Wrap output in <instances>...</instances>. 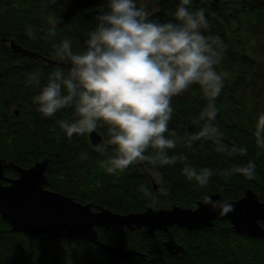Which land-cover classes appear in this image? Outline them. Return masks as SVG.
Listing matches in <instances>:
<instances>
[{
	"label": "trees",
	"instance_id": "1",
	"mask_svg": "<svg viewBox=\"0 0 264 264\" xmlns=\"http://www.w3.org/2000/svg\"><path fill=\"white\" fill-rule=\"evenodd\" d=\"M149 1L157 6L151 19L173 20L179 0ZM191 7L205 10L210 27L203 34L221 42L216 70L224 77V87L215 98L211 122L216 132L211 138L200 135L208 122L200 114L209 99L193 85L173 97L174 112L165 133L176 141L168 154L186 159L156 169L137 163L108 174L104 161L112 146L99 151L110 138L107 126L96 128L104 139L99 148L91 145L89 133L69 138L58 121L74 119L73 110L44 117L34 99L56 67L10 48L15 41L45 58L70 64L55 56L54 46L67 39L73 51L83 50L107 0H0V160L24 169L50 160L48 190L91 204L94 210L106 208L122 215L149 208L196 209L213 194L235 202L249 189L264 201V0H193ZM52 16L61 20L54 31ZM249 163L255 165L252 179L234 171ZM185 164L198 171L210 168L214 175L201 187L183 175ZM6 176L18 177L10 170ZM144 188L156 195L155 207ZM97 230L102 243L144 256L123 259L91 243L13 232L0 216V264H264V239L236 232L227 220L197 232L173 227L171 233L185 251L181 255L167 252L168 236L161 231L151 238L129 230L125 234Z\"/></svg>",
	"mask_w": 264,
	"mask_h": 264
},
{
	"label": "clouds",
	"instance_id": "2",
	"mask_svg": "<svg viewBox=\"0 0 264 264\" xmlns=\"http://www.w3.org/2000/svg\"><path fill=\"white\" fill-rule=\"evenodd\" d=\"M192 4L193 0H179L173 20L160 22L151 19L137 0H107V9L96 16V26L88 33L83 50L73 51L67 39L54 46L55 56L69 60L71 66L67 72L57 66L50 73L34 98L37 110L44 117H53L72 109L74 119L58 121L69 138L83 136L101 124L107 126L110 138L99 151L112 146V154L104 161L108 174L137 163L156 169L186 159L168 154L176 148V141L165 133L174 112L173 97L193 85H199L209 99L200 114L208 121L200 135L211 138L216 132L211 122L216 116L215 98L224 87V77L216 70L222 58L221 42L219 37L203 34L210 27L205 10H193ZM60 22L52 16L50 30ZM234 171L252 179L255 165L249 163ZM182 172L201 187L214 175L210 168L198 171L187 164ZM142 191L155 207L153 191ZM203 202L221 215L233 211L225 200L205 196Z\"/></svg>",
	"mask_w": 264,
	"mask_h": 264
},
{
	"label": "water",
	"instance_id": "3",
	"mask_svg": "<svg viewBox=\"0 0 264 264\" xmlns=\"http://www.w3.org/2000/svg\"><path fill=\"white\" fill-rule=\"evenodd\" d=\"M10 48L14 53L39 59L51 67L71 66L26 50L15 41L10 42ZM89 140L94 148H99L104 139L95 129L89 132ZM49 164L50 160H45L30 169H24L14 163L0 160V216L13 232L32 237L50 235L57 239L91 243L123 259L143 255L102 243L97 229L119 234H125L126 230H129L151 238H155L159 231L164 232L168 236L165 248L171 255H181L185 252L171 233L175 226L188 232H197L212 228L216 222L227 220L236 232L249 238L264 239V201L250 189L239 201L229 202L233 211L226 215L219 214V210L204 202H200L195 211L181 207L149 208L142 213L122 215L106 208L94 210L91 204L84 205L73 197L48 190L46 187L49 184ZM6 170L15 171L19 178H7ZM3 182L9 185L5 186ZM211 198L214 201L222 200V197L216 194Z\"/></svg>",
	"mask_w": 264,
	"mask_h": 264
},
{
	"label": "rangeland",
	"instance_id": "4",
	"mask_svg": "<svg viewBox=\"0 0 264 264\" xmlns=\"http://www.w3.org/2000/svg\"><path fill=\"white\" fill-rule=\"evenodd\" d=\"M137 2L143 8H145L150 13V15H152V13H154L155 11H157V6L154 5L152 2H150L149 0H137Z\"/></svg>",
	"mask_w": 264,
	"mask_h": 264
},
{
	"label": "flooded vegetation",
	"instance_id": "5",
	"mask_svg": "<svg viewBox=\"0 0 264 264\" xmlns=\"http://www.w3.org/2000/svg\"><path fill=\"white\" fill-rule=\"evenodd\" d=\"M7 171L8 170H6L5 171V176H6V173H7ZM15 172V171H14ZM17 175H18V173H16ZM7 177V176H6ZM8 178V177H7ZM19 178V175H18V177L17 178H13V179H11V180H15V179H18ZM4 183H6V182H3V185H4ZM9 184L8 183H6V185L5 186H8Z\"/></svg>",
	"mask_w": 264,
	"mask_h": 264
},
{
	"label": "bare ground",
	"instance_id": "6",
	"mask_svg": "<svg viewBox=\"0 0 264 264\" xmlns=\"http://www.w3.org/2000/svg\"><path fill=\"white\" fill-rule=\"evenodd\" d=\"M8 43V42H7ZM65 64H67V63H65ZM62 68V67H61ZM67 69H69V68H67ZM214 195V194H213ZM216 195H219V194H216ZM182 208V207H181ZM197 208H198V206H197ZM196 208V209H197ZM184 209H186V208H184ZM196 209H189V210H193V211H195ZM129 215V214H128ZM175 239V238H174ZM176 241V240H175ZM167 242V241H166ZM178 244V243H177ZM179 245V244H178ZM180 246V245H179ZM125 251V250H124ZM144 256V255H143Z\"/></svg>",
	"mask_w": 264,
	"mask_h": 264
}]
</instances>
